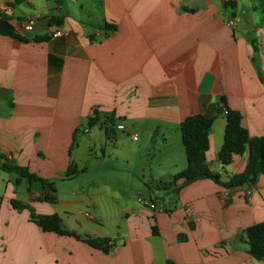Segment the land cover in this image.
Returning a JSON list of instances; mask_svg holds the SVG:
<instances>
[{
  "label": "crops",
  "instance_id": "0c3cea01",
  "mask_svg": "<svg viewBox=\"0 0 264 264\" xmlns=\"http://www.w3.org/2000/svg\"><path fill=\"white\" fill-rule=\"evenodd\" d=\"M0 14L23 39L0 35V156L54 188L0 171V264H264L238 241L264 222V175L168 185L187 117L213 119L205 158L222 182L247 161L218 160L224 112L263 136L264 0H0ZM52 215L79 240L32 219Z\"/></svg>",
  "mask_w": 264,
  "mask_h": 264
},
{
  "label": "trees",
  "instance_id": "16d2710c",
  "mask_svg": "<svg viewBox=\"0 0 264 264\" xmlns=\"http://www.w3.org/2000/svg\"><path fill=\"white\" fill-rule=\"evenodd\" d=\"M227 6H233L227 3ZM11 20L5 15L0 14V35L23 40L14 33V28L10 24ZM59 24V22H58ZM225 104V100H222ZM226 126L224 130V140L218 160L224 166L229 165L233 156L247 155V161L244 170L237 175L232 176L227 182H222L218 175L210 172L205 154L209 149V134L212 128L213 119L204 115H193L187 117L179 126L181 142L186 157V169L175 175L168 185H173L179 180L182 184L176 189L188 186L200 180H211L217 186L233 191L244 186H253L259 176L264 175V134L258 138H250L241 126V116L237 112L226 111ZM96 116L89 121V126H95ZM0 171L8 174H14L18 181L23 179L29 183H39L49 191L54 192L53 184L48 183L38 176L29 173L26 169L16 165L8 164L0 156ZM36 225L43 232H51L59 236L73 237L79 240L74 233L66 231L61 220L56 216L35 217L32 216ZM238 241L247 247L248 255L256 261H264V222L247 228ZM91 247H100L105 243L104 240L93 241L86 240ZM166 264H173L167 262Z\"/></svg>",
  "mask_w": 264,
  "mask_h": 264
},
{
  "label": "built area",
  "instance_id": "2783aa9c",
  "mask_svg": "<svg viewBox=\"0 0 264 264\" xmlns=\"http://www.w3.org/2000/svg\"><path fill=\"white\" fill-rule=\"evenodd\" d=\"M34 26H35L34 20H27V21L20 22L17 25V28L23 32H31L33 30ZM61 36H62V32L60 31L59 28H57L56 31L52 34V38H59ZM225 114H226V112H224V115ZM117 129L118 130H124L123 126H121V125L117 126ZM139 202H143V201L139 200ZM149 208L151 210H154L155 206L151 204V205H149Z\"/></svg>",
  "mask_w": 264,
  "mask_h": 264
},
{
  "label": "rangeland",
  "instance_id": "374dc122",
  "mask_svg": "<svg viewBox=\"0 0 264 264\" xmlns=\"http://www.w3.org/2000/svg\"><path fill=\"white\" fill-rule=\"evenodd\" d=\"M131 142V141H130ZM146 145V144H145ZM139 146L140 147H144V141H143V139L141 138V140H140V142H139ZM151 154L152 152H151V150L150 149H148V147H147V149L146 150H143L142 151V154ZM132 161L135 163V164H137V163H139V161L138 160H136L134 157H132ZM93 163H95V162H93ZM151 163V161L149 160V164ZM152 164V166H154L155 165V160L151 163ZM165 184V183H164ZM164 184H158L157 186L158 187H161V186H163ZM157 186H154V188H156ZM151 195V194H150ZM150 195L148 196L147 194H145L144 192H142V193H140V194H138V199H140V200H146V199H148L149 197H150Z\"/></svg>",
  "mask_w": 264,
  "mask_h": 264
}]
</instances>
